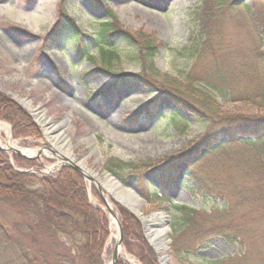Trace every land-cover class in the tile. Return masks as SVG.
<instances>
[{"label": "rangeland", "instance_id": "obj_1", "mask_svg": "<svg viewBox=\"0 0 264 264\" xmlns=\"http://www.w3.org/2000/svg\"><path fill=\"white\" fill-rule=\"evenodd\" d=\"M232 1L107 0L103 4L104 10H93L89 0H0V93L20 107L39 130L37 137H14L10 124L0 119V123L8 125L10 137L17 149H37L34 155H27L32 158H24L9 149H0L6 164L15 172L44 180L54 177L64 167L73 169L71 164L78 162L92 171L108 173L104 164L109 160H158L178 155L190 147L201 137L204 126L188 116V127L184 133L175 132L168 120L173 106L164 94L167 88L174 89L177 84L184 83L187 76L197 75L206 65L211 68L209 63L220 54L225 57L232 55L231 58H237L238 65L240 62L249 63L255 71L264 74V34L258 42L245 7L246 4L254 8L260 19L259 16L264 15V1L237 0V6H231ZM201 4L205 6V15L210 19L203 23V27L195 14L196 7H201ZM61 5L67 8V14L79 28L92 36H95L100 22L112 15L128 32L141 31L151 37L157 43L155 53L147 58L139 45L130 46L119 39L107 49L118 55L117 59L110 60L106 54L101 55L99 48L92 44L88 43L89 52L86 54L77 53L70 40L47 39L46 35L56 22ZM126 6H130V11L122 14L120 10ZM108 10L110 13H107ZM203 28L208 35L207 46L203 47L201 44L199 53L190 55L199 31ZM207 47L211 52L205 51ZM259 53L262 55L260 61L255 58L260 56ZM120 73L138 75L143 81L135 82L118 93L113 88V83ZM234 84L231 89L234 93L246 88L238 74ZM193 87L210 92L218 104L229 112L248 115L263 113L261 105L233 101V94L226 88H212L205 82L194 84ZM19 98L31 100L34 106L38 105L43 109L45 116L55 123L67 118L64 132L71 140L75 161H62L56 157L55 153L66 151L67 146L62 141L63 149H57V146H61L52 144L46 138L43 127L37 124L33 114L20 103ZM150 104L156 106L153 111L155 116L144 119L150 113L147 108ZM44 126L48 128L50 137H55L58 133L59 129L51 123ZM5 131L4 127L0 128L2 141L6 140ZM262 146V143H233L225 146L223 151L233 156L241 150H261ZM220 163L221 155L216 151L207 155L195 167H200L201 171L215 177L222 170ZM227 164L230 166L229 162ZM186 170L184 164L179 165L178 182L185 180ZM222 172V181L229 187L242 183V172L238 171L236 175L227 168ZM78 173L85 185L87 202L101 210L107 218L108 237L103 245L101 260L103 264H111L117 228L114 230L116 236H112L110 215L95 185ZM109 175L121 187L136 194L141 201L140 212L143 215H152L151 226L146 228L127 207L103 192L112 205L111 209L120 226L119 208L135 217L141 236L153 252L157 264L162 263L158 261L159 255L150 245L145 229L153 232L152 237L157 236V242L166 237L168 260L165 264H264V203L258 207L257 204L245 205L241 201L238 205L240 208L231 215L232 224L246 232L239 236L241 244L214 238L203 247L188 248L185 246L187 243L182 242L178 250H173V239L182 235L185 239L187 237L180 233L181 213L170 208L169 204L208 211L218 199L203 200L199 195L186 192L184 185H180L168 192V200L150 198L147 201L139 192L134 179L122 183L110 173ZM143 182L149 191L151 187L156 188L152 177L144 176ZM26 187L30 192H35L37 198L41 195L40 183H30ZM76 191V185L71 184L58 193L70 194ZM233 201L230 205H233ZM160 214L163 216L160 217ZM30 215L32 209L27 203H20L13 198L0 199V225L9 234H18L16 226L23 224ZM201 217V214H196L194 221L198 224ZM34 236V232H30L22 236V240L31 243ZM246 236L248 240H245ZM36 242L42 246L41 254L51 255L46 237L38 236ZM130 248L135 249L132 241ZM118 262L142 264L123 245L122 240L117 264Z\"/></svg>", "mask_w": 264, "mask_h": 264}, {"label": "trees", "instance_id": "obj_2", "mask_svg": "<svg viewBox=\"0 0 264 264\" xmlns=\"http://www.w3.org/2000/svg\"><path fill=\"white\" fill-rule=\"evenodd\" d=\"M106 1L89 0V4L92 9L104 10L103 4L105 5ZM235 4L237 0H233L231 6ZM201 5L196 7L197 16H195L203 27V23L210 19L207 14L205 15V6ZM245 7L251 19L253 33L259 42L264 34V15L259 16L258 19L254 8L246 4ZM107 13L110 11L108 10ZM46 38L70 40L77 53L87 54L88 43L92 44L99 48L101 55L106 54L110 60L117 59L118 55L107 49L119 39L130 46L139 45L147 58H151L157 47V43L144 32H128L112 15L100 22L95 36L87 34L67 14V9L63 5ZM207 39V32L203 28L199 31L190 55L199 53L201 44L206 47ZM205 51L211 52V49L207 47ZM212 55L216 54L212 53ZM231 56L225 57L222 54L215 56L209 63L212 65L211 68L206 65L204 70L197 72V75L187 76L184 83L177 84L174 89L167 88L164 92L173 106L168 120L175 132L184 133L188 127L186 119L188 116L204 126L201 137L190 147L178 155L158 160L113 159L104 164V169L122 183L134 179L139 192L147 201L150 198L168 200V192L174 191L180 185H184L186 192L199 195L203 200L218 199L208 211L169 204L170 208H175L181 213L180 233L187 237L185 239L182 235L173 239V250H178L182 242L187 243L185 246L188 248L203 247L214 238L239 244V236L246 232L232 224L231 215L240 208L238 205L241 201L245 205L257 204L258 207L264 203V74L255 71L249 63L240 62L241 65H238L237 58ZM261 57V54L255 56L259 61ZM237 74L246 84V88L234 93L231 89L235 86ZM138 81H143L138 75L120 73L116 76L113 88L119 93ZM200 82H205L212 88L228 89L233 94V101L261 105L263 113L248 115L224 110L210 92L193 87ZM155 107L153 104L147 107L150 113L148 112L149 115L144 116V119L155 116L153 113ZM0 119L10 124L14 137L39 136V130L30 117L2 93H0ZM233 143L249 145L262 143L263 151L241 150L230 156L228 152L223 151V148ZM216 151L221 155L222 170L219 174L216 173L214 177L211 173L201 171L200 167H195L207 155ZM181 164H184L187 170L184 172L185 180L178 182L177 172ZM226 168L233 170L236 175L238 171L242 172L244 174L241 176L242 183L233 187L225 184L221 173ZM144 176L152 177L156 182V188L151 187L149 191L143 182ZM34 182L42 186L38 198L35 192L26 189V185ZM71 184L76 185V193H58ZM12 198L20 203H27L32 209V215L26 217L23 224L16 226L18 233L16 235L9 234L8 230L0 225V264H103L101 254L108 237L107 218L101 210L87 202L85 185L78 172L64 167L54 177L44 180L32 178L27 174L15 172L0 154V199L12 200ZM232 200H234L233 205H230ZM196 214L202 215L198 224L194 221ZM118 216L122 227L123 245L132 251L142 264H157L153 252L141 236L135 217L121 208L118 209ZM30 232H34L35 236L31 243H25L22 236ZM38 236L46 237L51 255L41 254L42 246L36 242ZM245 240H248L247 236ZM131 241L135 249L130 248ZM118 264L122 263L118 262Z\"/></svg>", "mask_w": 264, "mask_h": 264}, {"label": "bare ground", "instance_id": "obj_3", "mask_svg": "<svg viewBox=\"0 0 264 264\" xmlns=\"http://www.w3.org/2000/svg\"><path fill=\"white\" fill-rule=\"evenodd\" d=\"M146 11H149V9H145ZM121 13H125V12H129L130 11V6H126V7H122L121 8ZM150 12V11H149ZM20 103H22V105L28 109L29 112H31L33 115L32 117L35 119V121L37 122L38 125H40L41 127H43V132L46 136V138L54 145L59 144L61 147L57 146V149L62 150L63 149V143L64 142L65 146H67V150L60 152L58 154L55 153L56 157L59 160H66V161H75V157H74V153L71 147V140L69 138V136L67 135V133L64 132V128L65 125L67 123V116L65 117L66 119L60 123H55L53 120H51L49 117L45 116V111L43 109H40L39 106H34L31 102V100L25 99V98H19ZM65 102H67L65 100ZM52 126H55L58 130V133L55 135V137H50L47 133V129L45 128L44 125L50 124ZM4 127L6 129L5 131V136H6V140L2 141L0 139V147L3 148L4 150L7 149H17L16 144L14 141H12L11 137H10V132H9V127L8 125H5L4 123H0V128ZM55 141V142H54ZM21 153H23L24 155H34L35 153H37V149H20ZM57 151V150H56ZM79 165L82 166L83 171L90 175L93 176L94 178V185H98L102 188H105L107 190H113V197L116 201H118L119 203H121V205L129 208L132 212H134L135 214L138 215V218L142 221H145L146 224H149L151 220H153L152 215L151 216H145L140 212V206H141V201L139 200V198L136 196V194L127 188H123V187H118V182L115 178H112L110 175H106L105 173L101 172L98 173L96 171H92L91 169H89L88 167H86L85 165H83V163L78 162ZM106 202L107 205L112 208V205L110 204L109 200L106 197ZM109 225H110V230L112 233V236H116L114 234V230H116L117 228V222H116V218L114 216H110L109 218ZM157 237V236H156ZM162 244V247L160 248V246H154L153 247L157 250L158 255L162 256V255H166L168 257V250H167V241H166V237H162L159 240ZM158 241V242H159Z\"/></svg>", "mask_w": 264, "mask_h": 264}, {"label": "water", "instance_id": "obj_4", "mask_svg": "<svg viewBox=\"0 0 264 264\" xmlns=\"http://www.w3.org/2000/svg\"><path fill=\"white\" fill-rule=\"evenodd\" d=\"M1 150H4L3 148L0 147ZM12 150L15 154L17 155H20L24 158H32V156H27V155H24L23 153H21V151L19 149H10ZM71 166L73 167V169H75L76 171L80 172L87 180H89L90 182L94 183V178L93 176H90V175H86V173L83 171V168L81 165H79L78 163L77 164H71ZM105 173V172H103ZM106 175H109V173H105ZM96 187V190H97V193L98 195L100 196L103 204L105 205L106 209H107V212L110 216H115L113 210L107 205V202H106V197L104 196V193L103 192H106L107 194H109L111 196L112 199H114L113 197V190H107L105 188H102L98 185H95ZM118 187L120 188V184H118ZM115 200V199H114ZM116 201V200H115ZM118 202V201H117ZM119 203V202H118ZM121 204V203H120ZM129 209V208H128ZM130 210V209H129ZM131 211V210H130ZM132 212V211H131ZM135 216L138 217L137 214H135L134 212H132ZM163 216L162 214H160V217ZM139 219V218H138ZM117 220V219H116ZM140 220V219H139ZM141 223L147 228L148 226H151V224H146L145 221H142L140 220ZM145 231L147 232L146 233V236L148 237V241L150 243V245L153 247L154 246H160V248L162 247V243H159L156 241V237H152V234L153 232L152 231H149L148 229H145ZM121 240H122V229H121V226L119 224V222L117 221V237H116V240H115V244H114V247H113V250H112V258H111V264H117V259H118V255H119V249H120V246H121ZM168 243V242H167ZM154 248V247H153ZM154 250L156 251V253L158 254L157 250L154 248ZM168 260V257L166 255H162V256H159L158 257V261H160L162 264H165Z\"/></svg>", "mask_w": 264, "mask_h": 264}]
</instances>
